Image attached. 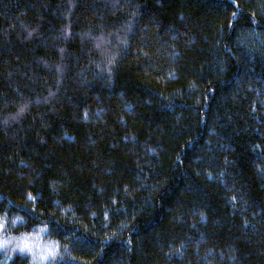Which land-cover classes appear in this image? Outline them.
I'll use <instances>...</instances> for the list:
<instances>
[{"label": "trees", "instance_id": "1", "mask_svg": "<svg viewBox=\"0 0 264 264\" xmlns=\"http://www.w3.org/2000/svg\"><path fill=\"white\" fill-rule=\"evenodd\" d=\"M0 264H264V0H0Z\"/></svg>", "mask_w": 264, "mask_h": 264}]
</instances>
